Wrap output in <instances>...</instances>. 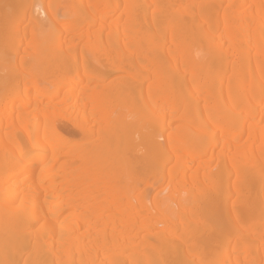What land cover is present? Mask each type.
Segmentation results:
<instances>
[{
	"label": "bare ground",
	"instance_id": "obj_1",
	"mask_svg": "<svg viewBox=\"0 0 264 264\" xmlns=\"http://www.w3.org/2000/svg\"><path fill=\"white\" fill-rule=\"evenodd\" d=\"M3 1L0 264H264V0Z\"/></svg>",
	"mask_w": 264,
	"mask_h": 264
},
{
	"label": "rangeland",
	"instance_id": "obj_2",
	"mask_svg": "<svg viewBox=\"0 0 264 264\" xmlns=\"http://www.w3.org/2000/svg\"><path fill=\"white\" fill-rule=\"evenodd\" d=\"M13 1H18V0H4L3 1V3H4V5H7V4H9V3H11V2H13ZM60 5H61V7H60ZM66 5V7H68V6H70L71 5V0H59V4H58V11H59V9L60 8H62V6H65ZM60 12V11H59ZM117 17V14H113V15H109V20L111 19H115ZM69 23H71V21L70 20H68V18H64V20L62 19L61 21H60V25H64L63 27H70V26H67V24H69ZM60 25H59V28H61L60 27ZM66 25V26H65ZM85 25V23H83L81 26H84ZM62 27V28H63ZM61 28V29H62ZM94 29V28H93ZM92 29V30H93ZM85 50V52L86 53H88V50H86V49H84ZM32 49L30 48V46H27L26 48H25V50L23 51V53H22V55H23V63H20L19 62V60H17V62H16V67L17 68H15L16 69V71L18 72V70L19 69H21V70H23L24 71V69L26 70V68H28V66H29V63H30V59L32 58ZM105 53V51H102V54H104ZM33 59V58H32ZM19 62V67H18V65H17V63ZM22 62V61H21ZM12 66V65H11ZM11 66H9L8 68H9V71L10 70H12V71H14L13 69H11V68H14L15 66H13V67H11ZM21 66L24 68V69H22L21 68ZM19 68V69H18ZM21 70H19L20 71V73H19V75L21 74ZM5 71H6V69H5ZM7 72V71H6ZM24 73H25V71H24ZM22 75V74H21ZM108 80V78L107 79H105V81H107ZM4 91H5V89H0V102L1 101H3V100H1L2 99V93H4ZM58 100H59V98H57ZM20 102V100L18 99V100H16L15 101V104L16 103H19ZM3 103H4V101L3 102H1L0 103V107L1 106H3ZM2 104V105H1ZM223 105H225V102H223L222 103ZM60 105H62V104H60ZM65 106V105H64ZM63 106V107H64ZM114 108V107H113ZM29 111H31V109L28 107V108H25L24 110H23V113L25 112V113H28ZM64 112V111H63ZM62 112V113H63ZM1 113V112H0ZM67 113V112H66ZM65 113H63L62 115H64ZM66 115V114H65ZM64 115V116H65ZM61 122V121H60ZM62 123V122H61ZM185 125H187L186 123H184V122H177V123H174V125L172 126V130H177V129H180V128H182V127H184ZM63 135V137L66 139V140H71V139H73L72 137H73V135H72V133H65V134H62ZM3 137V135H2V133H1V135H0V141H1V138ZM205 159H207V157H205ZM208 168L209 169H213V167L215 166V160H214V158H212L211 159V161H210V163L208 164ZM180 180L178 181V183L177 184H179V185H181L182 183H185V182H187L188 180H192L193 179V174H188V175H185V176H183V177H181V178H179ZM168 190H170V188L168 189ZM167 190V191H168ZM166 191V192H167ZM154 192V194L157 192V190H154L153 191ZM152 192V193H153ZM84 217V216H83ZM73 229H75V230H79V231H82V229L79 227H77L76 225H75V223H72L71 225H70ZM138 242L139 241H135L134 243H132L131 242V244H130V242H125L124 244H123V246H128L129 244L131 245V246H134V245H136V244H138Z\"/></svg>",
	"mask_w": 264,
	"mask_h": 264
}]
</instances>
